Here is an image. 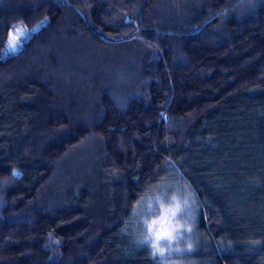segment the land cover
<instances>
[{
    "label": "trees",
    "instance_id": "1",
    "mask_svg": "<svg viewBox=\"0 0 264 264\" xmlns=\"http://www.w3.org/2000/svg\"><path fill=\"white\" fill-rule=\"evenodd\" d=\"M0 264H264V0H0Z\"/></svg>",
    "mask_w": 264,
    "mask_h": 264
},
{
    "label": "rangeland",
    "instance_id": "2",
    "mask_svg": "<svg viewBox=\"0 0 264 264\" xmlns=\"http://www.w3.org/2000/svg\"><path fill=\"white\" fill-rule=\"evenodd\" d=\"M17 28H21V27H17ZM36 28H38V26H36ZM13 33H14V29L13 31L10 32L8 36V42H9L10 37H12ZM26 33H28L27 34L28 36L30 34V31L28 30L26 31ZM23 38L24 37L22 36L16 37V40L19 42L20 45L22 43V41L20 42V40ZM7 48H8V43H7ZM8 53H11V52L5 51V54H8ZM149 231L152 234V238L155 244H159L160 241L165 240V239L168 240L169 242H172L177 238V232H179V225L176 222V219L174 218L173 213L160 214L154 219L153 222L150 223Z\"/></svg>",
    "mask_w": 264,
    "mask_h": 264
},
{
    "label": "snow or ice",
    "instance_id": "3",
    "mask_svg": "<svg viewBox=\"0 0 264 264\" xmlns=\"http://www.w3.org/2000/svg\"><path fill=\"white\" fill-rule=\"evenodd\" d=\"M32 31H35V29H32ZM17 36H22L25 39L27 38V33L26 30L23 28H17L14 26V33L12 37H10L9 42H8V50L15 51L19 46V42L16 40ZM189 248H191V245H189Z\"/></svg>",
    "mask_w": 264,
    "mask_h": 264
}]
</instances>
